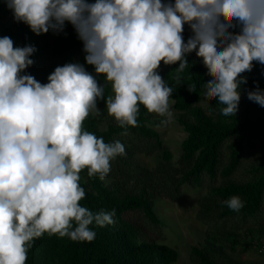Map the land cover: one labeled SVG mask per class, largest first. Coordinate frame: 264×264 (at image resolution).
<instances>
[{"label":"clouds","instance_id":"clouds-1","mask_svg":"<svg viewBox=\"0 0 264 264\" xmlns=\"http://www.w3.org/2000/svg\"><path fill=\"white\" fill-rule=\"evenodd\" d=\"M4 2L36 35L71 24L85 62L104 74L113 94L105 98L104 85L79 62L56 66L46 83L37 81L25 72L35 47H14L9 36L0 37V264H25L30 242L44 233L90 242L96 232L89 225L114 223L115 209L93 213L79 204L81 170L103 179L110 161L125 152L120 141L106 143L82 130L90 112L99 114L98 100L122 128L137 125L140 105L170 117L173 89L157 69L161 61L179 62L176 72H183L186 54L196 49L213 74L205 96L233 115L247 82L240 74L254 61L264 65V0ZM184 25L191 30L186 42ZM247 98L264 107L258 84ZM223 203L237 212L244 206L238 196Z\"/></svg>","mask_w":264,"mask_h":264},{"label":"trees","instance_id":"trees-1","mask_svg":"<svg viewBox=\"0 0 264 264\" xmlns=\"http://www.w3.org/2000/svg\"><path fill=\"white\" fill-rule=\"evenodd\" d=\"M231 30V29H230ZM191 35L188 25H184L185 42ZM9 36L14 47L31 45L35 51L30 57L33 64L25 69L27 74L35 77L41 83L47 82V76L56 66L78 61L85 69L93 74L99 85H104V96L112 94V88L104 74H96L94 66L85 62L83 44L77 37L72 25L66 22L64 32L54 34L51 30L40 35L34 34L28 25L17 22L12 11L6 7L4 0H0V37ZM187 66L181 73L176 72L179 62L165 65L163 61L158 73L166 84L173 89L169 99L174 101V107L179 112L178 121L187 133L182 142L181 176L175 175L172 184L175 190L184 184L198 185L204 175L211 179L217 177L223 144L231 142L230 160L220 172L223 177L231 176L239 166L242 156L243 138L249 134L264 136V120L259 114L254 116L255 108H264L247 98V92L257 87L264 89V65L253 62L251 71L241 73L247 82L240 86L243 101L241 108L233 115L225 116L220 104L215 97H206V81L213 74L208 71V65L196 49L186 54ZM45 60H50L47 63ZM48 64V65H46ZM180 76L177 82L176 76ZM194 86V87H193ZM207 99L210 108L205 109L198 105L201 99ZM240 102V101H239ZM100 109L106 107L104 99L97 101ZM239 107V106H238ZM150 112L140 105L137 114V125L121 127L119 123H109L106 129L102 128L100 120L93 113L82 122V130L103 137L104 142L121 141V137L132 133L139 139L155 140V147L162 151L163 144L159 133L148 125ZM124 147L127 143L123 142ZM129 162L122 155L110 161V171L103 178L99 175L89 176L87 169L80 172V186L85 191V196L79 204L88 208L93 213L101 210L111 212L115 209L114 223L103 227L95 223L89 227L96 232L92 241L72 240L68 236L44 233L30 242L25 264H174L178 253L172 247L145 239L141 235V224L127 218L130 213L142 211L145 217L153 223H159V218L154 210L153 190L147 185L139 190L125 191L127 185L121 182L120 176L124 171L131 172L134 177L138 174L145 181L151 179V171L141 166L137 160V152L128 147ZM165 160L171 159V153L163 150ZM123 162V165L120 164ZM131 161H134L133 168ZM131 170V171H130ZM140 182L137 184L139 185ZM212 194L219 199L221 208L220 217L242 216L254 217L260 210L264 200V171L253 180L246 183L228 181L218 187L212 188ZM232 196H238L243 201V207L237 212L231 210L223 201ZM75 227V222H73ZM264 242V241H263ZM263 242L257 247L262 246ZM235 244V242H233ZM210 249L194 248L200 264H218L212 252L218 245L210 243Z\"/></svg>","mask_w":264,"mask_h":264},{"label":"rangeland","instance_id":"rangeland-1","mask_svg":"<svg viewBox=\"0 0 264 264\" xmlns=\"http://www.w3.org/2000/svg\"><path fill=\"white\" fill-rule=\"evenodd\" d=\"M45 61L51 63L50 60ZM109 84L111 85V82ZM242 104L243 101L240 100L239 109ZM198 105L205 109L210 108L205 98L201 99ZM169 110L170 117L160 116L154 112H150L149 115L148 125L159 133L163 144L162 151L155 147V140H138V137L132 133L121 137L122 143H127V147H124L125 152L121 154L123 159L129 162L127 154L129 147L131 151L137 152L140 165L152 172L151 179L145 181H138L143 179L138 174L133 177L131 170L118 175L121 182L127 184L123 192L139 190L143 185H147L150 191L153 190L155 195L153 205L159 223L151 222L139 210L130 213L127 218L141 224V235L145 239L175 249L178 259L174 264H200L193 250L194 248L209 250V242L218 245L212 252L218 264H264V254L257 250L258 244L264 241V200L254 217L222 218L220 201L212 194L214 187L228 181L246 183L264 171V136L247 134L243 138L241 160L231 176L223 177L220 172L228 164L231 142H235L237 138L226 141L221 147L219 173L216 178L211 179L208 175H204L198 185L187 183L175 190L172 184L173 177L178 180L175 175L181 176L183 168L180 162L183 152L181 146L187 133L179 123V112L174 107V101L170 99ZM256 114L264 120V108H255L254 116ZM96 116L103 129H106L109 123H118L108 114L106 107L100 109ZM163 120L168 122L162 124ZM163 150L171 153L170 160H165ZM130 163L133 168L135 162ZM120 164L123 165V162L120 161ZM139 182L140 184L137 185Z\"/></svg>","mask_w":264,"mask_h":264},{"label":"built area","instance_id":"built-area-1","mask_svg":"<svg viewBox=\"0 0 264 264\" xmlns=\"http://www.w3.org/2000/svg\"><path fill=\"white\" fill-rule=\"evenodd\" d=\"M257 250L259 253H263L264 254V244L260 247H257Z\"/></svg>","mask_w":264,"mask_h":264}]
</instances>
